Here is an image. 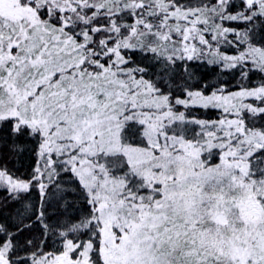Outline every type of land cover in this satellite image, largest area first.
<instances>
[{
  "label": "snow or ice",
  "instance_id": "obj_1",
  "mask_svg": "<svg viewBox=\"0 0 264 264\" xmlns=\"http://www.w3.org/2000/svg\"><path fill=\"white\" fill-rule=\"evenodd\" d=\"M0 264H264V0H0Z\"/></svg>",
  "mask_w": 264,
  "mask_h": 264
}]
</instances>
